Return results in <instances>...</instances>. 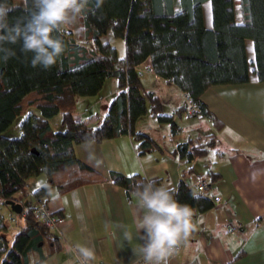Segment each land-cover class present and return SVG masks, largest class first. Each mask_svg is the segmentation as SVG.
Masks as SVG:
<instances>
[{
  "label": "trees",
  "instance_id": "1",
  "mask_svg": "<svg viewBox=\"0 0 264 264\" xmlns=\"http://www.w3.org/2000/svg\"><path fill=\"white\" fill-rule=\"evenodd\" d=\"M241 1L243 24L237 22L235 0H103L99 8L96 0H91L80 19L83 42L67 29L59 33L66 50L50 69L32 67L31 54L22 52L19 44L13 45L17 54L0 60V207L7 206L8 200H17L27 181L41 174L46 175V182L33 197L47 211L53 191L66 193L105 181L79 160V144L129 135L139 156L158 151L152 138L137 131L138 120L150 111L158 122L170 124L173 130L178 125L174 115L161 114L160 98L143 87L137 68L148 59L158 77L190 95L198 108L194 117L208 118L220 127V121L202 101L206 91L249 83L252 73L264 82V0ZM207 2L211 4V29L205 25ZM27 14L24 5L18 6L9 14L8 22L22 21ZM109 32L124 39V58L113 45L101 41ZM248 40L253 42L252 59ZM108 79L117 81L118 93L100 125L90 127L77 117L78 98L97 96ZM32 109L39 110L40 115ZM186 110L185 103L177 115ZM58 114L62 115V131H55L50 124ZM22 116L26 117L20 125V137H7L5 133ZM214 144L215 137L211 136L202 145L192 141L179 144L177 152L182 159L192 161L207 154ZM110 179L128 195H135L138 183L146 180L140 174L118 172H112ZM217 180L218 175L211 174L205 192H195L182 182L176 190L177 199L190 204L193 213L204 214L216 205L207 191ZM152 181L162 184V179ZM36 209L28 202L18 216L24 223L11 238L0 211V264H43L46 255L40 244L56 240Z\"/></svg>",
  "mask_w": 264,
  "mask_h": 264
},
{
  "label": "crops",
  "instance_id": "2",
  "mask_svg": "<svg viewBox=\"0 0 264 264\" xmlns=\"http://www.w3.org/2000/svg\"><path fill=\"white\" fill-rule=\"evenodd\" d=\"M204 15L205 25L211 29L212 15L207 18L205 4ZM237 15L236 10L237 22L243 24V13L240 18ZM251 47L253 42L248 40L249 59L253 58ZM146 65L152 66L151 59L140 66ZM144 75L140 77L143 87L160 98L161 114L174 115L178 128L158 122L149 111L138 120L136 129L152 138L158 151L139 156L129 135L76 146L79 160L106 179L66 193L52 192L47 208L60 221L50 230L56 242L42 245L43 264H77L72 246L78 244L94 248V264H142L134 224L137 197L115 185L112 172L162 179V184L175 190L182 182L191 185L218 175L207 193L220 203L204 214L193 213L191 232L180 244L182 251L174 264H264V82L252 73L249 83L206 91L202 101L220 121L217 127L208 118L177 115L185 105L184 93L155 72ZM114 86L113 97L103 100L100 114L78 119L90 127L100 125L118 93L117 82ZM147 106L150 110L151 104ZM211 136L215 137L214 147L203 156L187 161L177 152L179 144L192 141L202 145ZM32 205L41 203L35 200ZM125 230L132 232V240L125 239Z\"/></svg>",
  "mask_w": 264,
  "mask_h": 264
},
{
  "label": "clouds",
  "instance_id": "3",
  "mask_svg": "<svg viewBox=\"0 0 264 264\" xmlns=\"http://www.w3.org/2000/svg\"><path fill=\"white\" fill-rule=\"evenodd\" d=\"M91 0H24L27 16L9 23V14L19 5L13 0H0V60L17 54L13 45L31 54L32 67L50 69L57 64L66 50L59 33L75 25L85 14ZM103 0H96L99 8ZM79 31V30H77ZM134 224L141 241L138 256L142 264H169L180 244L187 240L192 229L193 207L177 199L176 190L152 180L138 183ZM193 198L196 194L193 193ZM74 203L79 204L74 199ZM25 210V209H24ZM125 239L132 240L131 231L125 230ZM78 264H89L95 257L93 247L76 245Z\"/></svg>",
  "mask_w": 264,
  "mask_h": 264
},
{
  "label": "rangeland",
  "instance_id": "4",
  "mask_svg": "<svg viewBox=\"0 0 264 264\" xmlns=\"http://www.w3.org/2000/svg\"><path fill=\"white\" fill-rule=\"evenodd\" d=\"M237 4H236V10H237V16L238 18H240V16H242V6H241V0H236ZM16 3L19 6H23L24 5V0H16ZM205 7L207 8V18H211V4L210 2L205 3ZM67 30L73 32V36L80 40V42H83L82 38H83V33L81 30V25H80V20L73 26H70L68 28H66ZM79 30V31H77ZM101 41L103 43H110L111 45H113L117 51H118V56L120 58H124L125 57V53H126V44L124 39L122 38H115L113 37V35L109 32L107 35L103 36L101 38ZM252 47L250 48V53H252ZM147 67V65L145 66ZM149 73V72H147ZM145 75H142L141 77H144ZM147 80V79H146ZM145 80V81H146ZM117 81L115 79H108L102 89V91L95 97H79L78 101H77V117L81 118L83 117L84 119L87 118L89 119L90 117H93L96 114H100L102 111V107L105 105V101L103 100H109L111 99L114 93V90L117 88L114 86V84ZM147 84V82H145ZM148 85V84H147ZM34 114L36 115H40L39 110L37 109H32L31 110ZM26 116H22L19 117L17 119V121L15 122L14 126L9 129L5 135L7 137L10 138H14V137H20L21 135V130H20V125L22 123V121L25 119ZM187 117H185L184 121H187ZM62 121V115L58 114L55 117H53L52 119H50V124L52 126V128L55 131H62L64 130V127L61 124ZM46 182V175L45 174H41L39 176H35L30 178L27 181V186L26 188L17 195V201L24 203V202H29L31 205L35 203L34 197H33V193L34 191H36L39 187H41L44 183ZM1 205V203H0ZM0 211L3 213V215L6 217V220L8 222L9 225V237L11 238V235L13 233H16V231L19 230V228H21L22 223H24V220L20 217H18L19 215H13L10 211L9 208L7 206H1L0 207ZM12 217V218H11Z\"/></svg>",
  "mask_w": 264,
  "mask_h": 264
},
{
  "label": "built area",
  "instance_id": "5",
  "mask_svg": "<svg viewBox=\"0 0 264 264\" xmlns=\"http://www.w3.org/2000/svg\"><path fill=\"white\" fill-rule=\"evenodd\" d=\"M139 75L142 76L147 72H154L153 66H139L137 68ZM184 100L185 103L187 104V110H186V114L190 117H194L197 114L198 108L197 106H195V104L192 101V98L190 97V95L188 94H184ZM209 184V178L204 177L199 179L198 181L194 182L193 184H191V188L195 191V192H205L207 186ZM3 201L0 200V203H2ZM216 204L220 203V199L217 198L215 200ZM36 214L37 216L41 219L42 223L49 228L50 230L54 229L55 225L57 224V219L51 215V213L49 211H47L43 205H40L37 207L36 209ZM234 232H239L238 228L233 227L232 229ZM72 251L74 252L75 256H77V251H76V246H72ZM182 248L181 246H179L178 251L175 253V255L169 260V264H174V261L179 257V255L181 254ZM77 261V259H76ZM78 264V261H77ZM89 264H94L92 261L89 262Z\"/></svg>",
  "mask_w": 264,
  "mask_h": 264
},
{
  "label": "water",
  "instance_id": "6",
  "mask_svg": "<svg viewBox=\"0 0 264 264\" xmlns=\"http://www.w3.org/2000/svg\"><path fill=\"white\" fill-rule=\"evenodd\" d=\"M7 206H9L12 210V212L16 215H21L25 209V207L28 206V202H18L17 200H8L5 202ZM42 246V243L40 244Z\"/></svg>",
  "mask_w": 264,
  "mask_h": 264
},
{
  "label": "flooded vegetation",
  "instance_id": "7",
  "mask_svg": "<svg viewBox=\"0 0 264 264\" xmlns=\"http://www.w3.org/2000/svg\"><path fill=\"white\" fill-rule=\"evenodd\" d=\"M25 208H27V207H25Z\"/></svg>",
  "mask_w": 264,
  "mask_h": 264
}]
</instances>
